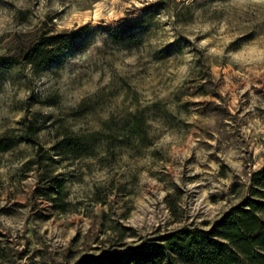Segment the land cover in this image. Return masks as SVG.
I'll return each instance as SVG.
<instances>
[{"label":"rangeland","instance_id":"rangeland-1","mask_svg":"<svg viewBox=\"0 0 264 264\" xmlns=\"http://www.w3.org/2000/svg\"><path fill=\"white\" fill-rule=\"evenodd\" d=\"M42 34L61 46L35 70ZM5 135L0 264L230 253L232 209L264 220V0H0Z\"/></svg>","mask_w":264,"mask_h":264},{"label":"trees","instance_id":"trees-1","mask_svg":"<svg viewBox=\"0 0 264 264\" xmlns=\"http://www.w3.org/2000/svg\"><path fill=\"white\" fill-rule=\"evenodd\" d=\"M55 36L47 34L40 35L36 40L25 47L22 53L24 63L31 65L35 70L44 67L51 59L55 51L60 49L61 44L56 41ZM138 125L137 118L134 119ZM23 138L29 143H36V136L39 133V126L36 118L31 122L22 121ZM80 140H76L73 145L78 148ZM20 141L14 137H0V154L13 149ZM55 145L50 149L48 159L52 161L51 152H57ZM43 160V155L37 154V160ZM264 172V171H262ZM261 172V173H262ZM52 186H59L57 179L53 180ZM52 186L49 189H52ZM256 203L250 202L244 209H232L231 217L225 218L219 227V237L228 243L231 252L228 253L223 247L215 249L209 255H201L198 259L199 264H264V220L256 214ZM170 246H177L173 240L169 241ZM149 251L137 250L124 260H117L113 264H140V260ZM78 262L76 264H80ZM83 264H97L90 258Z\"/></svg>","mask_w":264,"mask_h":264}]
</instances>
